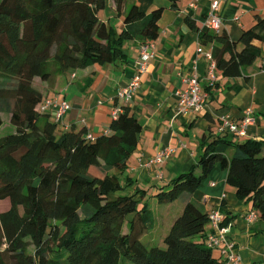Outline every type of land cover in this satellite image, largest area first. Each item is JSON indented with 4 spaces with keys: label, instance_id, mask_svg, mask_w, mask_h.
I'll list each match as a JSON object with an SVG mask.
<instances>
[{
    "label": "trees",
    "instance_id": "trees-1",
    "mask_svg": "<svg viewBox=\"0 0 264 264\" xmlns=\"http://www.w3.org/2000/svg\"><path fill=\"white\" fill-rule=\"evenodd\" d=\"M168 1L178 8V0ZM113 3L119 29L98 15L107 0H0V126L4 112L14 126L0 136V201L9 202L0 211V264H224L222 244L209 240L211 208L193 198L216 166L226 169L236 197L264 221V138L219 133L222 122L213 120L199 137L196 164L157 187L154 196L164 205L160 224L167 228L147 245L152 209L141 199L145 189H127L133 181L123 176L142 128L126 103L115 97L122 111L92 138L84 123L60 127L40 109L46 96L36 77L58 91L69 71L123 57L126 40L158 36L163 6L147 13L135 2ZM197 31L222 77L250 65L264 68L254 45L264 40V16L235 41L224 29ZM223 197L220 224L226 225L231 216Z\"/></svg>",
    "mask_w": 264,
    "mask_h": 264
},
{
    "label": "crops",
    "instance_id": "crops-1",
    "mask_svg": "<svg viewBox=\"0 0 264 264\" xmlns=\"http://www.w3.org/2000/svg\"><path fill=\"white\" fill-rule=\"evenodd\" d=\"M133 2L145 12L154 6L164 7L158 36L146 41L151 44L152 58L140 72V85L133 98L126 103L142 128L123 176L133 181L127 189H145L141 199L148 204V194L150 201L155 200L158 186L196 164L200 155L199 137L209 130L213 120L217 125L223 117L239 122L250 108L254 121L247 125L246 134L241 138H264V68L250 65L234 77H222L215 69L218 80L213 84L210 59L197 51L200 45L197 29L209 26L211 0H178L176 9L170 8L168 0H126V6ZM105 7L108 16L98 12L99 17L110 21L115 29L121 28L122 18L114 15L113 0H107ZM214 14L220 19V29L226 30L235 41L243 29L255 24L257 15L264 16V0H219ZM255 30L263 34L260 28ZM141 44L138 39L126 40L122 43L123 57L69 71L67 82L58 91L49 82L41 81L45 96H57L70 105L58 122L60 127L71 122L84 123L87 136L91 137L107 130L116 91L138 72ZM254 45L263 53L264 40L255 39ZM193 74L198 77L205 102L198 111L182 113L176 107V93L185 87L184 79ZM167 149H172L171 156L156 161V155ZM226 174V169L214 167L194 191L193 198L210 209L220 205L224 194L223 207L231 216L228 237L236 244L238 264L264 261V221L246 218L250 205L236 197L233 187L226 182Z\"/></svg>",
    "mask_w": 264,
    "mask_h": 264
},
{
    "label": "built area",
    "instance_id": "built-area-1",
    "mask_svg": "<svg viewBox=\"0 0 264 264\" xmlns=\"http://www.w3.org/2000/svg\"><path fill=\"white\" fill-rule=\"evenodd\" d=\"M218 4L219 0H211V17L210 21L208 22V28L214 29L215 31L220 30V19L217 15L214 14V11L218 8ZM150 45L151 44L149 42H145L140 45L139 56L137 59L138 72L132 75L129 82L125 86L119 88L116 91L115 97L118 99V101L128 103V101L133 98L135 90L140 85V72L144 71L147 68L148 62L153 55L150 51ZM197 51L210 59V71L212 72L210 79L211 81H214L216 77V75L214 74L215 65L210 50L205 49L204 46L200 44L197 47ZM184 81L185 87L177 91L176 93L177 110L184 113L187 111H198L202 109L205 102V97L201 93L197 75H190L186 77ZM40 109L50 112L54 120L58 122L70 109V105L66 100L58 98L57 96H46L41 101ZM121 111V106H119V104L115 105L112 110V117H115ZM251 113L252 111L250 108L246 109L245 114L239 122H235L226 117H223L222 123L218 125L217 131L219 133L230 132L236 133L238 135H244L246 133L247 125L254 121L251 117ZM87 137L92 138L90 135H88ZM171 153L172 149H167L162 153L157 154L155 160L161 161L164 158H168L171 156ZM246 218L248 220L254 219L255 214L252 211H248V213L246 214ZM223 219L224 213L222 212L220 206L217 205L216 207H212L209 214L210 224L213 227V233H211L209 236L210 244L216 246L222 244L221 253L224 254V264H238L240 256L236 249V244L232 239L228 237L231 224L228 223L226 225H221L220 223L223 221Z\"/></svg>",
    "mask_w": 264,
    "mask_h": 264
},
{
    "label": "rangeland",
    "instance_id": "rangeland-1",
    "mask_svg": "<svg viewBox=\"0 0 264 264\" xmlns=\"http://www.w3.org/2000/svg\"><path fill=\"white\" fill-rule=\"evenodd\" d=\"M98 12L100 15H102L104 17H107L109 14L107 7L100 9ZM35 84L34 85L36 87L43 89L42 82H41V80H39L38 77L35 78ZM2 114H3V116H2L3 121H2V125L0 126V136L7 134L9 132H13V130H14V126L9 122V114H7L5 112ZM91 171L97 172L94 168H92ZM146 200L148 201L149 207L152 209L153 217H154L153 227L148 231L149 234H146V236H144V238H143L144 242L147 245H149V243H151L155 239L156 235L158 236L160 234L161 230H163V229L165 230L167 227L165 225L160 224V222H159V220L163 216L164 205L159 203L156 199L155 200L153 199V201H150L151 200L150 194L147 195ZM8 204H9V202L7 200L0 201V211L4 210L8 206ZM177 206H179V205L176 204L174 206V208ZM0 230H1V227H0ZM26 240L28 242L30 241V239L28 237H26ZM33 248H34L33 245H29L27 247V250L31 253L33 251Z\"/></svg>",
    "mask_w": 264,
    "mask_h": 264
}]
</instances>
